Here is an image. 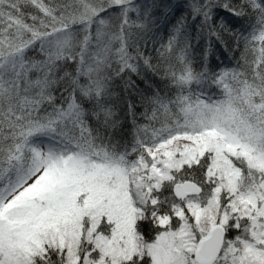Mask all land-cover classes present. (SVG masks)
Returning a JSON list of instances; mask_svg holds the SVG:
<instances>
[{"label":"snow or ice","instance_id":"6c2138e0","mask_svg":"<svg viewBox=\"0 0 264 264\" xmlns=\"http://www.w3.org/2000/svg\"><path fill=\"white\" fill-rule=\"evenodd\" d=\"M0 264H264V0H0Z\"/></svg>","mask_w":264,"mask_h":264},{"label":"trees","instance_id":"16d2710c","mask_svg":"<svg viewBox=\"0 0 264 264\" xmlns=\"http://www.w3.org/2000/svg\"><path fill=\"white\" fill-rule=\"evenodd\" d=\"M137 2H141V0H137ZM135 18V17H133ZM191 19V18H189ZM174 22V21H173ZM159 31L156 32V39H157V43H156V47H159V41L167 40V34L169 29L171 28V24H168L167 26H165V24L163 23V21L161 20L159 22ZM195 43V42H194ZM201 47H203V45H201ZM151 48L152 46L149 45V49L148 51L151 52ZM154 55V53H152ZM195 55L197 57V63H199V56H200V48L196 49ZM238 55V53H237ZM212 62L214 64H221V66H229L231 67L232 64L230 63L229 60V56L227 53H224L222 49L218 50L212 57ZM153 63H156V61L154 60ZM163 76V70H161L159 75H154L153 73H151L150 71L147 72L146 76L142 75L141 77H134L137 81H143L139 84V90L141 92L146 91L147 89H159L161 91V93L163 94L166 91V85L168 84V81L166 79H161V77Z\"/></svg>","mask_w":264,"mask_h":264}]
</instances>
